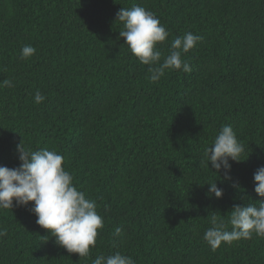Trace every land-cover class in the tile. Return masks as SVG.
I'll list each match as a JSON object with an SVG mask.
<instances>
[{"label":"trees","instance_id":"trees-1","mask_svg":"<svg viewBox=\"0 0 264 264\" xmlns=\"http://www.w3.org/2000/svg\"><path fill=\"white\" fill-rule=\"evenodd\" d=\"M133 5L169 30L156 46L162 60L174 38L202 37L182 53L191 72L150 81L119 37L116 14ZM25 45L36 52L21 59ZM6 79L14 86H0V166H19L20 142L57 151L104 227L79 257L36 224L31 202L13 201L0 209V264H92L116 252L135 264H264V237L215 251L203 239L213 214L230 231L235 205L264 199L253 181L264 166V0H0ZM225 125L244 146L243 161H229L231 179L201 164ZM215 181L220 198L207 194Z\"/></svg>","mask_w":264,"mask_h":264},{"label":"clouds","instance_id":"clouds-1","mask_svg":"<svg viewBox=\"0 0 264 264\" xmlns=\"http://www.w3.org/2000/svg\"><path fill=\"white\" fill-rule=\"evenodd\" d=\"M116 20L122 23L119 31L130 52L139 62L148 65V77L151 82H159L166 70H182L191 72L188 62L182 59V53L193 49L202 37L192 32L173 39L169 55L163 57L156 47L166 41L170 32L161 24L159 18L151 11L139 5L131 8H121L116 14ZM36 49L25 45L21 49V59L33 56ZM0 86L11 88L13 82L4 80ZM46 97L37 91L34 102L42 103ZM20 164L15 168L0 166V209H12L16 206H27L37 217L36 224L55 237L56 243L68 253H76L79 257H89L90 248L95 247L98 230L103 229V217L98 214L95 200L86 198L85 193L72 183V175L62 167L64 157L55 150L41 148L31 150L20 142L17 145ZM244 146L237 139L230 125L222 126L211 147L203 152L201 164L211 168L218 174L223 170L224 178L231 179L230 160L241 162ZM245 160V159H244ZM254 192L264 198V166H260L253 174ZM208 195L220 198L223 190L218 188L216 181L206 183ZM210 227L205 231L203 239L213 251L224 242L229 246L241 239L248 240L253 234L264 237V199L256 204L245 206L235 205L231 210L228 223L231 230H226L224 220L213 214L209 220ZM121 227H116L114 236H120ZM7 235L6 229L0 228V237ZM92 264H135V261L116 252L112 255H98Z\"/></svg>","mask_w":264,"mask_h":264}]
</instances>
